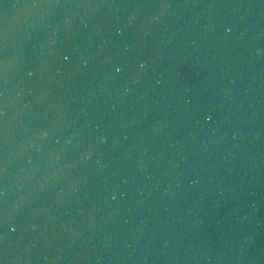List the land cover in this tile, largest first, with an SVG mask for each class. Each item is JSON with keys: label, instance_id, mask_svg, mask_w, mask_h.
Instances as JSON below:
<instances>
[{"label": "water", "instance_id": "95a60500", "mask_svg": "<svg viewBox=\"0 0 264 264\" xmlns=\"http://www.w3.org/2000/svg\"><path fill=\"white\" fill-rule=\"evenodd\" d=\"M0 264H264V0H0Z\"/></svg>", "mask_w": 264, "mask_h": 264}, {"label": "clouds", "instance_id": "9594fccd", "mask_svg": "<svg viewBox=\"0 0 264 264\" xmlns=\"http://www.w3.org/2000/svg\"><path fill=\"white\" fill-rule=\"evenodd\" d=\"M45 135H46V133H45Z\"/></svg>", "mask_w": 264, "mask_h": 264}]
</instances>
